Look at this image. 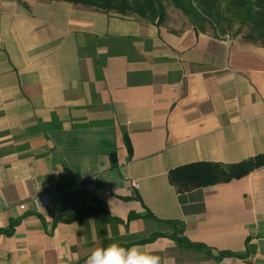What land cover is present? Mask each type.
<instances>
[{
  "label": "crops",
  "instance_id": "crops-1",
  "mask_svg": "<svg viewBox=\"0 0 264 264\" xmlns=\"http://www.w3.org/2000/svg\"><path fill=\"white\" fill-rule=\"evenodd\" d=\"M23 1L0 0V229L15 224L0 233V264H85L95 248L173 232L148 212L183 221L191 241L242 254L218 260L169 236L133 244L161 264H264V166L181 196L168 177L186 163L264 153V46L225 41L169 9L157 24ZM86 34L135 40L98 78L79 54ZM99 203L122 223L70 220Z\"/></svg>",
  "mask_w": 264,
  "mask_h": 264
},
{
  "label": "trees",
  "instance_id": "trees-1",
  "mask_svg": "<svg viewBox=\"0 0 264 264\" xmlns=\"http://www.w3.org/2000/svg\"><path fill=\"white\" fill-rule=\"evenodd\" d=\"M21 4L28 8L23 0ZM71 2L75 5H81L106 12L114 11L122 15H136L148 22L161 24L165 21L168 9L171 6L165 4L164 0H61ZM173 6L181 10L188 17L189 21L201 31L211 30L214 35L222 36L227 34V29L235 21L239 22V27L235 31L236 36H240L244 41L252 42L264 46V0H170ZM135 40L134 37H117L109 34L97 35L86 34V42L79 48L81 57L87 55L94 60L96 76L102 78V70L106 60L111 55L125 54V47L129 46ZM106 47V53H98V48ZM54 117L51 125H54ZM43 127H45L43 125ZM53 127V126H52ZM57 128L56 126H54ZM59 128V127H58ZM32 133H39L40 128H30ZM115 152L111 153V158ZM264 166V153L257 154L242 161L224 164L215 161H194L176 166L169 170L168 177L176 192L181 196L195 188L214 185L218 183L229 182L233 179H239L250 172ZM88 215H94L103 223L112 222L122 223L119 218L111 217L106 207L100 203L93 209H82L78 214L70 217V220H79ZM135 215L130 214L129 219ZM145 217L151 216L159 221H164L173 227L171 234L163 232H153L145 239L123 244L129 247L136 243H145L155 240L160 236H169L180 246L186 249H194L198 252H204L208 257L221 259L226 256H242V254L231 251H219L204 243L191 241L185 235V223L181 220H164L155 217L148 212ZM15 224L8 229H0V233L10 234L14 230Z\"/></svg>",
  "mask_w": 264,
  "mask_h": 264
},
{
  "label": "clouds",
  "instance_id": "clouds-1",
  "mask_svg": "<svg viewBox=\"0 0 264 264\" xmlns=\"http://www.w3.org/2000/svg\"><path fill=\"white\" fill-rule=\"evenodd\" d=\"M145 246L124 247L113 242L106 247L95 248L85 260V264H161V257L151 255Z\"/></svg>",
  "mask_w": 264,
  "mask_h": 264
},
{
  "label": "rangeland",
  "instance_id": "rangeland-1",
  "mask_svg": "<svg viewBox=\"0 0 264 264\" xmlns=\"http://www.w3.org/2000/svg\"><path fill=\"white\" fill-rule=\"evenodd\" d=\"M164 2H165V4H167L168 6H171V7L169 8V11H170V12H174V14H175V18L179 16V19L184 20L186 24L189 23V19H188V17L185 16V13H183V12L180 11L179 9L175 8V7L173 6V4L170 2V0H164ZM173 16H174V15H173ZM175 18H174V19H175ZM175 20H176V19H175ZM179 24H182V23L179 22ZM238 27H239V22L235 21V22L233 23V25L227 29V34H229L230 36H236V35H235V31L238 29ZM239 37H240V36H239ZM20 137H21V135H19V134L16 135V140H18V138H20Z\"/></svg>",
  "mask_w": 264,
  "mask_h": 264
},
{
  "label": "built area",
  "instance_id": "built-area-1",
  "mask_svg": "<svg viewBox=\"0 0 264 264\" xmlns=\"http://www.w3.org/2000/svg\"><path fill=\"white\" fill-rule=\"evenodd\" d=\"M225 41H228L230 39V35L226 34V35H222L221 36Z\"/></svg>",
  "mask_w": 264,
  "mask_h": 264
}]
</instances>
